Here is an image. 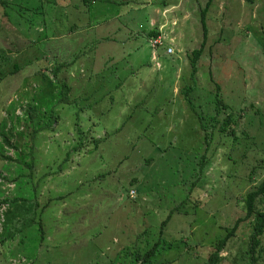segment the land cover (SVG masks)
I'll return each instance as SVG.
<instances>
[{
    "label": "rangeland",
    "instance_id": "374dc122",
    "mask_svg": "<svg viewBox=\"0 0 264 264\" xmlns=\"http://www.w3.org/2000/svg\"><path fill=\"white\" fill-rule=\"evenodd\" d=\"M4 1L0 264H134L159 231L150 264H205L227 237L220 264H250L264 0ZM34 200L10 237L2 214Z\"/></svg>",
    "mask_w": 264,
    "mask_h": 264
},
{
    "label": "trees",
    "instance_id": "16d2710c",
    "mask_svg": "<svg viewBox=\"0 0 264 264\" xmlns=\"http://www.w3.org/2000/svg\"><path fill=\"white\" fill-rule=\"evenodd\" d=\"M84 3H87L89 5V0H82ZM49 3H55L54 1L49 2ZM0 5L4 6L5 5V1L4 0H0ZM208 8V3L206 5V7L201 11V24H202V28H203V37L205 38L206 36V29H205V13L207 11ZM148 36V38L153 41L155 40L160 34L157 30H153L150 31L146 34ZM204 43V41H203ZM162 47H156L155 49H160L161 50ZM201 52V47L198 50H194L193 51V59H192V64L194 65L195 60L197 59V57L200 55ZM196 58V59H195ZM58 70V67H56L54 69V72H56ZM3 82L2 79H0V83ZM63 93H66L67 91V87L66 85H63ZM35 106H30L29 112H30V117L32 118V116H34L35 113ZM232 133V130H231ZM97 141V140H96ZM95 141V143H96ZM9 145V144H8ZM264 193V179L260 182V184L256 187V189H254L253 191L247 193L246 199H245V204H246V218L249 217H253L254 218V223H253V234L250 237V246H249V250L247 251V257L248 260L250 261V264H258V261L260 259V256L256 254V246L259 245V238L262 233L264 232V210L263 211H257L254 207V201L255 198L257 196H260ZM15 200H10L7 201L6 203L12 204L14 203ZM24 202V201H23ZM34 206L37 207V202L36 200H34L33 202H30L27 205H17L14 206V210L12 209H7L2 215V226L3 228H8V232L7 234L12 237L16 232H15V226L18 227V223H21V227L23 228L24 226H27L29 224H33L35 222L34 220V216H35V210H34ZM35 207V208H36ZM26 216H33L32 218H28ZM20 228V229H22ZM161 228V227H160ZM14 229V230H12ZM160 234V238L154 243V245H152L150 247V249H148L147 251L141 253V252H137L134 255L135 260H134V264L136 262V264H150L152 263V258L154 257L155 253L158 252L159 248L158 246L161 245L163 246V243L165 241L166 238H164L161 234V232L159 231ZM1 237H4L3 234L0 235ZM228 238V237H227ZM227 238L223 239L220 241V245L217 246V250L214 253H211L206 261L205 264H220L221 262V257H219L218 253L221 249V247L225 244ZM3 239V238H2ZM160 240H163V243L160 242ZM173 243V242H172ZM169 244L171 245V242H169Z\"/></svg>",
    "mask_w": 264,
    "mask_h": 264
},
{
    "label": "built area",
    "instance_id": "2783aa9c",
    "mask_svg": "<svg viewBox=\"0 0 264 264\" xmlns=\"http://www.w3.org/2000/svg\"><path fill=\"white\" fill-rule=\"evenodd\" d=\"M159 38V36L155 39V40H153L152 41V43L154 42V47L156 46H159V47H164L163 46V43L161 42V40L159 41V40H157ZM171 52V49L168 47L167 49H166V52L165 53H170Z\"/></svg>",
    "mask_w": 264,
    "mask_h": 264
}]
</instances>
